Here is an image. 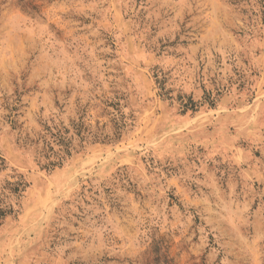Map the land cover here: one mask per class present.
I'll list each match as a JSON object with an SVG mask.
<instances>
[{
	"label": "rangeland",
	"instance_id": "rangeland-1",
	"mask_svg": "<svg viewBox=\"0 0 264 264\" xmlns=\"http://www.w3.org/2000/svg\"><path fill=\"white\" fill-rule=\"evenodd\" d=\"M0 158V264H264V0H0Z\"/></svg>",
	"mask_w": 264,
	"mask_h": 264
},
{
	"label": "trees",
	"instance_id": "trees-1",
	"mask_svg": "<svg viewBox=\"0 0 264 264\" xmlns=\"http://www.w3.org/2000/svg\"><path fill=\"white\" fill-rule=\"evenodd\" d=\"M64 148H61L60 152H57L53 149L51 146L49 148V152L46 154L47 157H53L54 159H49V165L55 166V165H61L64 161V158L71 154V149L69 144L64 143ZM1 159V158H0ZM26 186V183L23 180H18L14 184V190H21ZM21 188V189H20ZM10 209H5L0 207V218L4 217Z\"/></svg>",
	"mask_w": 264,
	"mask_h": 264
}]
</instances>
